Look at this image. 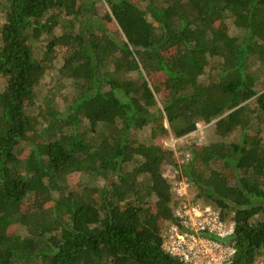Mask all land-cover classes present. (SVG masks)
Segmentation results:
<instances>
[{"label": "trees", "instance_id": "1", "mask_svg": "<svg viewBox=\"0 0 264 264\" xmlns=\"http://www.w3.org/2000/svg\"><path fill=\"white\" fill-rule=\"evenodd\" d=\"M0 16V264H185L163 246L182 220L163 139L199 121L218 140L180 166L190 200L234 223L231 264H264V0H0Z\"/></svg>", "mask_w": 264, "mask_h": 264}, {"label": "built area", "instance_id": "2", "mask_svg": "<svg viewBox=\"0 0 264 264\" xmlns=\"http://www.w3.org/2000/svg\"><path fill=\"white\" fill-rule=\"evenodd\" d=\"M212 125H215L214 121H199L193 132ZM189 159L190 154L183 158L181 165ZM177 182L174 193L181 201L176 213L182 220L180 225L164 229V248L185 264H231L236 248L228 237L235 231L234 223L221 220L219 212L212 206L192 203L188 197L189 184L185 180Z\"/></svg>", "mask_w": 264, "mask_h": 264}, {"label": "rangeland", "instance_id": "3", "mask_svg": "<svg viewBox=\"0 0 264 264\" xmlns=\"http://www.w3.org/2000/svg\"><path fill=\"white\" fill-rule=\"evenodd\" d=\"M102 8H104L101 4L99 5ZM1 18V16H0ZM46 45V42H44L42 39L40 41H36L35 42V47L39 50V52L42 53V51L44 50ZM60 65V61L55 63V67L53 69V72L50 73L51 76H47L46 79H43V83L42 86H40V91L42 92V94H46L48 93L47 88L49 89V86L52 82V77L57 76L56 74V68L57 66ZM51 81V82H50ZM49 84V85H48ZM60 88L62 89L63 92V96L62 98L70 93V89H69V82L68 81H60ZM1 86V85H0ZM63 89H65L66 91L64 92ZM251 107H253L252 104H250ZM38 105H33L29 108V111H31L34 114H37L38 109H37ZM237 132L233 133L230 138H234L237 136ZM139 136H136V138H145L147 136L146 132H142L141 134H138ZM218 140V136L215 132V125L212 126H208L205 127L204 129L199 130V132H193L190 133L187 136L181 137V138H176L172 135L167 136L166 138L163 139V144L165 147L171 149L174 151V156H175V161L172 164H165L163 166V173L164 175L170 180L171 184H172V189H174L175 183L179 180H185L181 173V163L183 158L188 155L190 153V148L192 147L193 144H209L213 141ZM177 162V164H179V166L177 164H175ZM177 182V183H178ZM188 192H189V199L190 197H192V195L194 194V191L192 192V190L190 191V188H188ZM169 227V226H166Z\"/></svg>", "mask_w": 264, "mask_h": 264}, {"label": "clouds", "instance_id": "4", "mask_svg": "<svg viewBox=\"0 0 264 264\" xmlns=\"http://www.w3.org/2000/svg\"><path fill=\"white\" fill-rule=\"evenodd\" d=\"M173 191H174V189H173Z\"/></svg>", "mask_w": 264, "mask_h": 264}]
</instances>
